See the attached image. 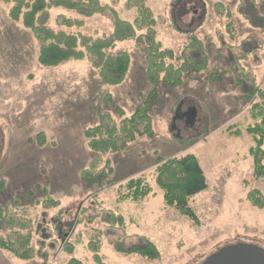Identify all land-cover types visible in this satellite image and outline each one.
Returning <instances> with one entry per match:
<instances>
[{"label":"rangeland","instance_id":"obj_1","mask_svg":"<svg viewBox=\"0 0 264 264\" xmlns=\"http://www.w3.org/2000/svg\"><path fill=\"white\" fill-rule=\"evenodd\" d=\"M100 1L122 20L134 22L136 10L127 6L128 0ZM218 3L229 7L232 18L217 11ZM147 4L158 17L163 46L180 53L195 33L205 44L209 67L192 78L184 74L179 88L158 85L160 98L151 108L155 135L104 154L113 171L105 183L92 184L81 177L95 156L84 131L98 124L99 112L110 111L120 120L116 108L130 116L146 100L153 86L146 76L142 46L123 41L112 50L132 55L129 73L119 86L105 84L88 59L43 67L38 61L39 41L22 21L11 19L12 5L0 2V206L31 220L37 251L28 262L0 250V264H69L73 257L96 264L88 244L97 237L100 255L108 264H200L237 242L264 248V209L251 206L245 184L247 180L264 191V179H253L249 149L254 143L246 130L254 123L249 110L258 100L248 99L247 92L253 85L264 90V0H147ZM60 14L78 17L52 9L49 25L56 30L100 37L114 30L109 14L79 17L83 25L71 29L59 25ZM219 72L225 73L213 81ZM108 95L113 98L110 104ZM190 108L197 110L195 126L182 119L173 122L176 114ZM231 125L243 129L242 135L229 134ZM40 134L43 145L37 141ZM187 154L199 159L207 179V188L190 202L200 226L166 206L156 182L159 158ZM143 175L152 194L138 203H120L128 180ZM49 198L58 205H46ZM111 212L124 216L125 232L104 220ZM8 233L0 222V236ZM125 233L127 247L142 244L140 237L145 236L158 246L161 258L118 253L113 240ZM70 244L73 254L67 249Z\"/></svg>","mask_w":264,"mask_h":264},{"label":"trees","instance_id":"obj_2","mask_svg":"<svg viewBox=\"0 0 264 264\" xmlns=\"http://www.w3.org/2000/svg\"><path fill=\"white\" fill-rule=\"evenodd\" d=\"M11 4L10 17L13 21H22L23 25L32 31L40 43L39 64L43 67H56L69 61L88 59L98 71L105 84L119 86L126 80L129 73L132 55L128 51L112 52L119 42L136 41L142 46L146 61V76L153 86L146 100L138 104L130 116L118 107L116 111L120 120L115 119L110 111L99 112L97 125L88 127L84 131L88 147L95 152V156L85 169L81 177L88 183L103 184L106 182L113 168L109 160H104L103 155L117 153L125 150L129 144L143 137L155 135L151 108L160 98L158 85L179 88L184 85V74L192 78L193 74L204 72L209 67V56L204 42L195 34L189 35L188 43L183 46L180 53L167 49L158 39V17L147 4V0H128L127 6L136 10L133 23L122 20L115 11L102 5L100 0H0ZM62 8L75 13L78 17H68L60 14L57 17L59 25L66 28L80 27L84 21L79 17L87 18L97 14L110 15L114 30L109 35L93 36L81 33H71L56 30L51 27V10ZM219 13H226L227 18H232L228 6L216 4ZM111 11V12H108ZM230 32L233 24H229ZM225 72L214 73L213 81H218ZM258 98L252 102L249 110L250 119L246 130L253 136L254 145L249 149L253 158V179H264V90L254 85L247 92L248 99ZM108 103L113 102L111 95L107 96ZM235 128V129H232ZM243 129L231 125L227 132L242 135ZM38 144L45 143L44 136L39 135ZM156 182L163 190L166 206L174 207L181 216L189 219L194 225L200 226V218L190 205L192 198L207 188V179L200 165L199 159L194 154L181 157L159 158L156 167ZM146 177L131 178L125 184V192L119 197V202L138 203L149 197L153 190ZM247 200L253 208L264 209V191L252 186L245 181ZM121 200V201H120ZM48 206H57L58 201L52 198L44 202ZM104 220L114 230L126 231V221L123 215L111 212L106 213ZM0 222L9 229V233L0 236V250L7 251L15 257L32 261L37 251L33 246L32 222L23 213L18 215L6 213L0 206ZM128 234L113 240L114 249L122 254H137L149 260L161 258L158 246L149 238L142 236V244L127 247L125 240ZM71 245V246H70ZM67 249L73 254L74 245ZM96 264H108L100 255L101 242L93 238L88 244ZM32 264V263H26ZM69 264H83L73 257Z\"/></svg>","mask_w":264,"mask_h":264},{"label":"water","instance_id":"obj_3","mask_svg":"<svg viewBox=\"0 0 264 264\" xmlns=\"http://www.w3.org/2000/svg\"><path fill=\"white\" fill-rule=\"evenodd\" d=\"M196 116L197 110L192 109L191 116L187 119L186 124L193 127L197 121ZM181 118L176 114L173 122ZM200 264H264V248L253 243L237 242L218 249Z\"/></svg>","mask_w":264,"mask_h":264},{"label":"flooded vegetation","instance_id":"obj_4","mask_svg":"<svg viewBox=\"0 0 264 264\" xmlns=\"http://www.w3.org/2000/svg\"><path fill=\"white\" fill-rule=\"evenodd\" d=\"M191 112H192V110H191V108L189 109V111L188 112H186V113H182V114H180L179 116L180 117H182L181 119L182 120H184L185 121V123L187 122V119L188 118H190V116H191ZM198 120V119H197ZM196 124V123H195ZM187 125V124H186ZM188 126V125H187ZM195 126V125H194Z\"/></svg>","mask_w":264,"mask_h":264},{"label":"crops","instance_id":"obj_5","mask_svg":"<svg viewBox=\"0 0 264 264\" xmlns=\"http://www.w3.org/2000/svg\"><path fill=\"white\" fill-rule=\"evenodd\" d=\"M1 253H2V252H0V255H2Z\"/></svg>","mask_w":264,"mask_h":264}]
</instances>
